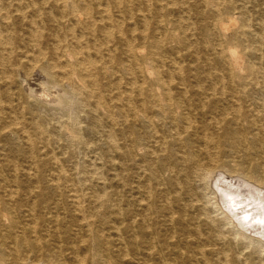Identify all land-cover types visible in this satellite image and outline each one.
Segmentation results:
<instances>
[{"label":"bare ground","instance_id":"6f19581e","mask_svg":"<svg viewBox=\"0 0 264 264\" xmlns=\"http://www.w3.org/2000/svg\"><path fill=\"white\" fill-rule=\"evenodd\" d=\"M191 2L0 0V80L7 87L16 83L20 89L29 90L30 97L40 111L30 119L32 129H26L25 122H21L19 117L22 114L19 99L23 95L20 91L10 92L8 88L7 93H4L8 101H3L0 96V139L15 134L31 150L46 149L51 153L48 159L55 167V172L50 174L45 183L51 196L43 197L39 186L36 189L27 187V180L17 183L16 174L12 175L14 179L10 183L0 185V264H32L12 253L26 242L21 238L8 237L12 231L19 232L21 237H31L28 246L39 250L49 260H42L38 264H66L53 254L40 251L45 244L40 245L32 224L34 222H26L19 227L16 219L25 214L30 215L35 206L64 210L65 221L54 216L51 222L57 230L62 227L60 232L66 238L72 236L82 250L81 256L77 254L72 264H117L125 259L129 251L134 254L133 259L139 256L133 264H147L141 256H153L155 247L156 250L158 247L156 244L180 247L186 243L182 239L175 240L174 235L168 237L157 229L160 226L163 230V226H166L165 218L182 222L178 214L174 219L175 207L168 196H164V207H157L150 203L152 196L148 187L143 193L145 197L141 199L118 194V188L124 183L122 175L116 174L115 169L114 184L102 181L98 175H86L85 154L82 157L84 166L74 176L68 175L64 167L59 166L65 159L58 156L56 150L63 147L85 153V133L96 132L101 126L100 117H104L110 126L128 128L133 143L139 145L140 140H144L142 144L145 147L136 152L127 150L125 154L132 157L133 163L135 157H139L140 168L147 182L165 178L158 173L157 168L168 171L166 161L171 162L174 168L181 167L179 176L185 185L188 200L183 204L179 203V198H174L177 210L190 212L196 222L202 216L204 224L212 225L215 229L217 222L210 215L213 207L224 218V225L233 230L237 244L251 247L253 252H264V231L257 224L264 202V196L261 195L264 192V178L261 175L264 171V153L260 150L264 146V45L261 23H256L258 31L253 30L249 16L242 9L237 10L238 17H230L232 24L238 18L239 25L233 30L227 46L217 44L213 47L214 64L221 68L215 72L207 69L203 61L198 70H183L176 61L172 62L173 67L169 70L151 68L147 55L142 57V62L137 57L144 44L141 46L136 43L133 37L135 28L123 29L119 20V17L126 15L133 17L131 10L124 6L131 3L188 5ZM209 3L229 5V0H212ZM167 9L179 13L175 22L182 31V41L186 42L188 25L182 16V8L167 6ZM226 10L231 9L227 7ZM157 13L155 16L159 18ZM211 13L217 17L220 12L213 10ZM137 22L147 30L143 15L137 18ZM207 27L225 31L230 25L214 18ZM155 29L152 28L155 32L160 30ZM160 34L162 36L154 42L158 46L164 44L169 35L165 31ZM146 38V35L140 36L139 41L144 42ZM243 40L248 43L245 49L257 58L254 65L246 61L235 48V41L241 43ZM114 52L116 56L123 55L127 60H140L141 75L132 78L131 92L136 93L135 97L107 95L106 91L97 87L96 74L104 69L103 61L109 59V66L117 65ZM201 74L210 83H203ZM85 86L89 89L86 90ZM13 97L17 101L15 105L10 100ZM42 109L58 111L57 116L49 119L41 113ZM85 117L90 120L89 126H85ZM201 119L208 120L207 129L200 126ZM137 125L143 127L146 137L135 134ZM157 125H168V128L159 135L155 130ZM208 129L211 132L223 131L225 136L215 139ZM233 132L237 133L235 138L231 137ZM101 138L108 150L119 149L110 132L101 133ZM37 139L43 145H37ZM191 140L199 144L192 147ZM175 146L177 151L170 152ZM250 155L253 156L251 160ZM231 156L237 161L229 159ZM34 166L24 168L22 175L34 178ZM31 178L37 181L41 179L38 176L36 179ZM20 189H28L27 194L35 198L31 201L27 199V209L13 203ZM207 197H210L208 206L201 201ZM130 204L136 206L137 211L132 216H128ZM197 209L200 211L198 217L193 212ZM244 217L250 219L245 221ZM187 223H184L185 227ZM140 239L145 245L143 251L137 246ZM7 242L13 244L12 251L6 250ZM198 251V254H203L202 250ZM222 252L217 254L218 261L223 258ZM203 264L211 263L204 260Z\"/></svg>","mask_w":264,"mask_h":264},{"label":"rangeland","instance_id":"374dc122","mask_svg":"<svg viewBox=\"0 0 264 264\" xmlns=\"http://www.w3.org/2000/svg\"><path fill=\"white\" fill-rule=\"evenodd\" d=\"M191 1L192 2L188 5H136L135 3L124 5L129 8V10H131V12L133 13V17H131L130 15H126L123 17H119V20H121L122 22L123 29L135 28V30L133 31V37L136 38V43L140 44L141 46L142 44H144L142 46L141 53H139V55L137 56L141 60V62L144 61L142 57L147 55L148 66L153 69L169 70L170 67H173L171 66L172 62L176 61V63L180 64L183 67V70L187 71L188 69L198 70L200 62L203 61L206 64L207 69H212L211 71L216 72V70L221 68L220 65L216 63L214 64L215 54L213 53L212 49L217 44H223V46H227V44L230 43L232 32L236 29V27H238L240 20L238 18H235L236 23L232 24L230 23L229 19L230 17L239 16L237 11L238 9H242L245 13H247L246 15L249 16V19L253 25V30L258 31V25L256 23H261V33L263 39L262 43L264 45V0H229V5H210L209 2H211L212 0ZM219 2L220 1L216 3ZM167 6H179L182 8V16L184 17L188 25V28H186L188 42L182 41V31L181 29H178L175 22L178 18L179 13H174L173 11L169 12L168 9L170 8L167 9ZM227 7H229V9L231 10H226ZM213 10H219L220 13L217 17H215L211 13ZM112 11L114 14H116L114 8H112ZM155 13L159 14L160 17H156ZM140 15H143L146 18L147 30H144L145 28L140 25V22H137V18L140 17ZM214 18H217L219 22L229 24L230 28L225 31H220L216 28L213 29L211 27L208 28L207 24ZM152 28H156L155 30H160L159 32H155L154 30H152ZM164 31L165 33L169 34L165 43L159 46L155 45L154 42L157 40V38L162 36L160 32ZM145 35L147 36V38L144 40V42L139 41V37ZM243 41L241 43L235 41V48L238 49V51L242 54L243 58L246 61L253 65L256 64V56H252L249 54L248 49H245V46H247L248 43L246 41ZM114 56V62H117V65L115 67L109 66V59L103 61L104 69L96 74V79L98 82L97 87L101 88V91H106L105 93H107V95L119 94L123 96L127 95L135 97L134 95L136 93L131 92V89L133 87L132 78H137L139 75H141L139 73L140 68L142 67L139 66L140 60L132 61L133 59L130 58H128L127 60L123 55H120L119 57L118 55L116 56L115 52ZM161 60L162 62H160ZM201 76L203 83H210L209 79L205 75L201 74ZM8 88L10 92L20 91L22 93L23 98L21 100L19 99V104L22 105V114L19 115V117L21 119V122H25L26 129H30L32 127L30 119L33 117V115L40 112L38 106L34 104V100L30 97V91L25 88L20 89V86L16 83H11L9 84V87H7L0 80V96L1 99L5 102L8 101V96L4 93H7ZM87 88L89 89V87L85 86L86 90ZM13 96H15V93ZM10 100L12 103H14V105L15 103H17L14 97ZM48 112L51 114H49ZM57 112L58 111L55 112L53 110L50 111L49 109H42L41 111V113L46 115L49 119L55 118V116H57ZM209 116L210 115H208V117ZM100 118L101 126H98L96 132L90 134L85 133V153L82 150L72 151L63 147H60L56 150V152L59 153L58 156H62L65 159L64 162L59 166H62V168L64 167L63 169L65 170V172H67L68 175L74 176L78 169L84 166L82 157H84L85 154L86 175L89 173L98 175L102 181L111 184H114L116 182V174L120 173L122 175L124 183L121 187L118 188V191H120L118 194L122 193L124 197L141 199L145 197L143 193L148 187L151 191L152 196L150 199V203L157 207H164V196L169 197V199L172 201V205H174L175 207L173 209V211L176 212L173 213L174 219L178 214L181 216L182 222L179 223L175 220H169L165 218V220H167L166 226H163V230L161 229L162 227L160 228V226H158L157 229L163 231V233L168 235V237L174 235L175 240L182 239L184 240V242L186 241V243L182 246L180 245V247H177L175 245H166L165 243L163 245L156 244L155 246L158 247L157 250L155 247L153 256H151L150 258L141 256V258L145 259L147 264H203L204 260L208 261L211 264H218V262L220 264H264V252L261 253V251L258 250L253 252L251 247L246 248L243 245L237 244L232 234L233 230L228 225H224V218L213 207H211V211L213 213L210 215L215 218L217 222L215 223V229L214 227H212V225H205L204 218H202V216L200 217V220L202 222H200V220L196 222V219L192 217L190 212H185L183 210L180 212V210H177L175 203L173 202L174 198H179V203L183 204H186L188 200L185 195V185L182 182V178L180 179L179 176L181 174V167L177 166L174 168L171 162L166 161L165 167L169 169L168 171H171L169 175L166 174L168 172L167 170H163L162 167L159 170L158 167V173L165 178L156 180V182H153L152 180L147 182L146 178L143 177L144 173L140 168L141 162L139 161V157H135V163H133L132 157L129 154H125L127 150L133 149V151L136 152L145 147L144 144H142V141L144 140L141 139L140 144L137 145L136 143H133L132 136H130L128 128L121 125L110 126L106 119H104V117ZM89 121V118L85 117V126H89ZM207 121L208 120L206 119H201L199 123L200 126L203 125L205 129H207ZM166 128H168V125H157L155 130L160 135L161 131L166 130ZM105 132H110L112 134V137L117 143L119 149L115 148L114 150H108L107 147L102 143L101 133L104 134ZM208 132H211V130L208 129ZM211 133L212 135H214L215 139H221L225 136L223 131ZM135 134L139 137L142 136V138L146 137L145 133L143 132V127L139 125H137L135 128ZM236 136L237 133L235 132L231 134L232 138H235ZM193 141L194 140L190 141L192 147H195L199 144ZM36 142L39 146L43 145V142H41V140L39 139H37ZM260 150H262V152L264 153V146H262ZM176 151V146L170 149V152L175 153ZM249 151L250 150H248V152ZM234 152L235 150H233V153ZM50 155L51 153L47 152V150H44L43 148L39 149V151L36 149L31 150L18 135L14 134L6 138H1L0 185L3 186L10 183V180L14 179L12 175L16 174L15 179L17 180V183H22L24 182V180H27L25 181V185L27 187L36 189V186H39V188L42 190L43 197H47V195L51 196L49 189L45 188L46 180L49 178L51 173L55 172V167L50 163V160L48 159ZM250 156L249 159L253 158L252 155ZM229 159H234L235 161H237L234 156L229 157ZM231 164L236 165L237 163L231 162ZM31 165H35V170L33 171V173L35 174L33 175L34 178L22 175L25 171L24 168L27 169ZM115 169L116 174L114 173ZM261 175L264 178V171H262ZM37 176L41 178L39 179V181L30 180V178L36 179ZM132 178H134V180ZM5 181L8 182L5 183ZM28 191V189H26V191L20 189L19 195L13 203L18 204V206L22 207V209H27V199H29V201L35 199L34 197H30L27 194ZM201 201L208 206L210 197L204 198ZM209 204L211 205V203ZM135 207L136 206L130 204L128 216H132V213H137ZM62 211L64 210H48L46 209V207L42 208L39 206H35V210L30 212V215L25 214L24 216L18 217L16 221L18 222L19 227L23 226L26 222H34L32 224H34L36 228L40 245L45 244L44 248L40 251L44 252V254H53L54 257H57L61 262L72 264L74 261L73 259L77 256V254L81 256L82 250H80V248L78 247V243L75 242L76 240L72 238V236H70V238H66V235H63L60 232L62 227L58 228L59 230H57L53 227V222H51V219L54 216L61 217L63 218L62 220L65 221ZM193 212L194 216H199V209L193 210ZM183 222H188V226L185 227V224ZM196 228H198L197 232L195 231ZM7 236L26 240L25 244L27 245L23 244L22 246L17 248L16 252H12L16 253L19 258L25 259V261L32 264L41 263L42 260L49 261L45 255L43 256V254L39 252V250L28 246L29 244H31V237H21L19 232L14 231L9 232ZM5 245L6 250H11L13 248L12 243L7 242ZM137 246L139 250L143 249L145 245H143L142 239L139 240ZM198 249L202 250L201 252L203 254H198ZM58 250L60 252H58ZM219 251H223L221 254V257L223 258L218 261L217 254L219 253ZM132 256H134V254H131V252L129 251V253H127V255L125 256V259L119 262L117 261V264H133L137 260V258L139 259V256H136V258L134 259L132 258ZM130 258H132V260ZM87 259L89 261V256L87 257Z\"/></svg>","mask_w":264,"mask_h":264},{"label":"snow or ice","instance_id":"6c2138e0","mask_svg":"<svg viewBox=\"0 0 264 264\" xmlns=\"http://www.w3.org/2000/svg\"><path fill=\"white\" fill-rule=\"evenodd\" d=\"M262 196H264V192L261 193ZM231 211V209H229ZM260 219L257 221V224L260 226L261 230L264 231V202H262V207L259 212ZM249 217H244V220H249Z\"/></svg>","mask_w":264,"mask_h":264}]
</instances>
